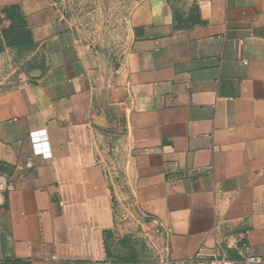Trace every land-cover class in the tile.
Instances as JSON below:
<instances>
[{
    "label": "crops",
    "instance_id": "obj_1",
    "mask_svg": "<svg viewBox=\"0 0 264 264\" xmlns=\"http://www.w3.org/2000/svg\"><path fill=\"white\" fill-rule=\"evenodd\" d=\"M85 4L0 0V264H264V0Z\"/></svg>",
    "mask_w": 264,
    "mask_h": 264
},
{
    "label": "rangeland",
    "instance_id": "obj_2",
    "mask_svg": "<svg viewBox=\"0 0 264 264\" xmlns=\"http://www.w3.org/2000/svg\"><path fill=\"white\" fill-rule=\"evenodd\" d=\"M75 1V7L77 8L76 14L79 15V18L82 17V14L89 9V5L85 4V2L87 0H74ZM84 9V10H83ZM76 23L78 24V26H80L83 28L88 27V28H93V30H91L88 35L84 36V39L86 40V42L90 43L91 45L96 46L97 48L101 49L104 51V55H106V58L113 64L116 62L117 58L119 57V52H120V48H119V43H118V39L117 37H113L111 35H108L107 33L105 34L102 30L101 27H107L109 26V23L107 21H103V20H88V21H83V20H79L76 21ZM20 39H22L23 41L26 40L27 35L25 32H20L19 34ZM14 34H11L8 38V40H6V42L9 43H13L14 42ZM28 55V52H23L21 51V53L18 52V54H15V57H12V61H15L16 63L20 61H24L26 60V56ZM137 232L139 233L138 229H136ZM135 231V230H134ZM152 241H155L152 240Z\"/></svg>",
    "mask_w": 264,
    "mask_h": 264
},
{
    "label": "built area",
    "instance_id": "obj_3",
    "mask_svg": "<svg viewBox=\"0 0 264 264\" xmlns=\"http://www.w3.org/2000/svg\"><path fill=\"white\" fill-rule=\"evenodd\" d=\"M32 141L36 147L35 152L37 154H45L50 156L49 147L47 141H41L44 138V135H32ZM14 190L13 185L10 183V180L0 171V194L11 192ZM161 264H171L169 257L162 258L158 253ZM261 259L256 256L252 249L247 248L246 253L241 261L232 260L229 258L214 256L212 259L207 261L206 264H260Z\"/></svg>",
    "mask_w": 264,
    "mask_h": 264
},
{
    "label": "trees",
    "instance_id": "obj_4",
    "mask_svg": "<svg viewBox=\"0 0 264 264\" xmlns=\"http://www.w3.org/2000/svg\"><path fill=\"white\" fill-rule=\"evenodd\" d=\"M2 34L5 37L6 40H8L9 36L11 34H14V42L9 43L10 46L13 47H27L31 45L30 39L28 37L26 40H22L19 37L20 32H25V23L20 18L19 12L17 7L14 6H7L2 9Z\"/></svg>",
    "mask_w": 264,
    "mask_h": 264
}]
</instances>
